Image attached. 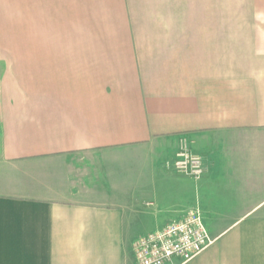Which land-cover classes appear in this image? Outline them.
I'll list each match as a JSON object with an SVG mask.
<instances>
[{
	"label": "crops",
	"instance_id": "1",
	"mask_svg": "<svg viewBox=\"0 0 264 264\" xmlns=\"http://www.w3.org/2000/svg\"><path fill=\"white\" fill-rule=\"evenodd\" d=\"M28 1L0 61V264H136L190 209L213 242L185 264H264V0Z\"/></svg>",
	"mask_w": 264,
	"mask_h": 264
},
{
	"label": "built area",
	"instance_id": "2",
	"mask_svg": "<svg viewBox=\"0 0 264 264\" xmlns=\"http://www.w3.org/2000/svg\"><path fill=\"white\" fill-rule=\"evenodd\" d=\"M166 164L194 179L203 173L201 156L186 150L176 152ZM212 242L198 209H190L180 220L137 237L132 252L136 264H165L173 257H179L181 264H185Z\"/></svg>",
	"mask_w": 264,
	"mask_h": 264
},
{
	"label": "rangeland",
	"instance_id": "3",
	"mask_svg": "<svg viewBox=\"0 0 264 264\" xmlns=\"http://www.w3.org/2000/svg\"><path fill=\"white\" fill-rule=\"evenodd\" d=\"M29 37V1L26 6L25 0H0V61H22L24 55L19 52L29 44ZM175 147V153L182 150L193 153L182 141H177Z\"/></svg>",
	"mask_w": 264,
	"mask_h": 264
}]
</instances>
